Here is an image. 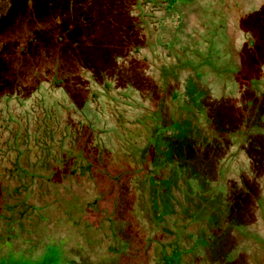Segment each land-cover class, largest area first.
Returning a JSON list of instances; mask_svg holds the SVG:
<instances>
[{"label":"rangeland","instance_id":"374dc122","mask_svg":"<svg viewBox=\"0 0 264 264\" xmlns=\"http://www.w3.org/2000/svg\"><path fill=\"white\" fill-rule=\"evenodd\" d=\"M165 1L0 0V264H264V0Z\"/></svg>","mask_w":264,"mask_h":264},{"label":"trees","instance_id":"16d2710c","mask_svg":"<svg viewBox=\"0 0 264 264\" xmlns=\"http://www.w3.org/2000/svg\"><path fill=\"white\" fill-rule=\"evenodd\" d=\"M165 2H166V7H167V6H171L174 3V0H166ZM164 73L165 72L162 71V75ZM117 122L120 127V121L118 120ZM23 177H21L22 180H23ZM19 181L20 179H17L15 182L19 183ZM22 188H24V186ZM18 217H22V215ZM183 254H184L183 250H180L179 247L176 246V243L174 241L159 243L158 246L154 250L155 256L154 257L152 256V260L154 264H181L182 263L181 258ZM84 262L85 263L81 262V264H91L90 263L91 261L88 259H86Z\"/></svg>","mask_w":264,"mask_h":264},{"label":"flooded vegetation","instance_id":"af4514ba","mask_svg":"<svg viewBox=\"0 0 264 264\" xmlns=\"http://www.w3.org/2000/svg\"><path fill=\"white\" fill-rule=\"evenodd\" d=\"M243 10L241 9V8H237V10L235 11V13L233 14V16H232V18H231V21H232V24H233V33L235 34V32L237 33V30H241V31H243L240 27H239V21L241 20V18H243ZM245 19V18H244ZM234 23H235V25H234ZM239 27V28H238ZM249 32V31H248ZM250 35V33H248V36ZM243 39H244V35H243ZM245 43V39L244 40H242L241 41V44H244ZM115 117V122H116V124H117V126L119 127V125H118V120H120V131L122 132V134H126L127 136L129 135V131H128V129L129 130H132L133 132H140V134H141V131H142V128L140 127V128H138L137 126H139V121H142L143 120V118L142 117H140V118H133V119H129V120H125V119H120L119 118V116L117 115V117H118V119H117V117L116 116H114ZM32 124H34L33 126H36V124H37V122L36 121H34V123H32ZM137 129H138V131H137ZM137 137H135V138H132V139H136ZM132 139H130V140H132ZM134 141V148H137L138 150H140L141 151V149L140 148H138L137 146H135L136 145V141L135 140H133ZM146 148H147V146H145ZM140 160H141V158H140ZM145 179H141V181H143V182H146V181H144ZM22 205H23V203H22ZM23 217H24V215H22ZM23 220V219H22ZM22 220H21V222H22Z\"/></svg>","mask_w":264,"mask_h":264}]
</instances>
